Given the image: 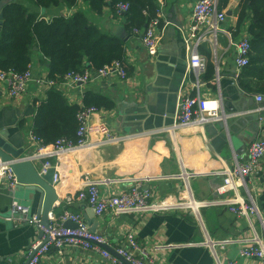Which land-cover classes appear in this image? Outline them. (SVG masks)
Returning <instances> with one entry per match:
<instances>
[{
  "label": "crops",
  "instance_id": "obj_1",
  "mask_svg": "<svg viewBox=\"0 0 264 264\" xmlns=\"http://www.w3.org/2000/svg\"><path fill=\"white\" fill-rule=\"evenodd\" d=\"M86 1L82 0L78 9L88 14L102 32L124 39L126 66L131 72L127 80L111 75L62 90L70 103L79 106L83 105L87 93L112 99L116 108L98 111L90 121L106 123L113 136L120 140L103 144L102 136L92 135L87 147L50 158L59 176L58 182H54L58 195L55 218L67 210L82 214L87 225L88 220H94L98 225L96 233L105 238L113 252L125 247L132 233L149 257L159 263L263 264L240 257V251L251 245L248 239L254 236V230L264 244V158L244 186L235 185L225 196L229 200L247 201L252 197L258 215L249 218L239 217L217 205L201 207L197 217L193 211L170 210L145 215L108 213L98 218L85 203L65 202L90 183H99L103 194L108 195L126 191L131 180L146 183L156 200L167 199L173 204L215 203L224 197H220L218 189L224 185L227 171L237 163L244 164L250 145L264 139V100L258 103L259 95L244 94L237 84L241 71L235 65L236 45L244 35H235L236 6L232 16L221 25L216 45L206 42L199 49L206 61L211 55L215 78H220L219 85L201 82L200 92L204 99L220 101L224 119L203 128L196 124L175 128L180 98L187 90H193L190 83L196 78L188 68L184 33L200 0H159L167 25L165 39L155 58L148 56L140 34L128 35L124 15L114 16L110 9L102 16L93 15ZM11 2L0 0V8L3 10ZM23 3L48 22L75 12L64 5L42 10ZM35 51L33 75L35 79L47 77L39 49ZM47 91L33 83L23 97L9 100L0 85V129L14 138L16 150H25L24 158L32 162L34 158L40 171L44 161L35 156V150L28 144V134L36 113L35 103L45 98ZM15 201L28 208L31 215L37 216L38 212L39 196L33 198L25 190L0 189V264L24 262L31 243L38 238L35 226L11 217ZM226 239H233L235 243L225 249L203 245L206 241L217 243ZM40 264L111 263L95 253L70 248L62 253L52 249Z\"/></svg>",
  "mask_w": 264,
  "mask_h": 264
},
{
  "label": "built area",
  "instance_id": "obj_2",
  "mask_svg": "<svg viewBox=\"0 0 264 264\" xmlns=\"http://www.w3.org/2000/svg\"><path fill=\"white\" fill-rule=\"evenodd\" d=\"M218 0H200L194 6L191 15V24L189 29L184 33L185 52L188 57V68L190 73H194L196 78L190 83L193 90H187L180 98L177 107L175 128L186 127L192 124L203 128L208 124L223 121L222 107L217 99H204L200 87L202 86L201 76L206 70L207 61L200 54V46L203 43L216 45L220 27L228 19V10L218 11ZM234 6L237 7L235 4ZM235 7V8H236ZM129 5H120L119 13H126ZM232 11V9H231ZM44 19V18H41ZM166 20L163 11L157 14V17L150 23L148 28L141 33L140 39L144 49L151 58L158 55L159 49L166 35ZM136 34H139L137 31ZM251 45L249 39L242 38L236 45L235 63L238 69L248 65ZM117 75L122 80H127L128 74L125 67L120 62H114L98 71L91 73L89 71L82 74H69L65 81L59 85L50 81L47 77L35 79L32 72L23 74L14 71L0 70V85L4 87V96L12 99L23 97L29 90V87L36 83L41 89L49 90L57 87L64 90L69 87L87 85L94 79L110 77ZM220 78L217 76L212 80L219 85ZM196 92V94H195ZM194 93V94H193ZM264 97L258 96L257 101L261 103ZM95 109L82 111L78 115L80 128L78 131V143L59 140L55 144L45 146L41 140H38L33 134L31 141H35L38 146V156L42 158H51L53 156L81 149L88 143V138L92 135L102 136L103 143H118L119 138L113 136L109 126L104 122L92 123L91 116L97 113ZM32 133V132H30ZM34 147V146H33ZM35 150V148H34ZM35 150V152H37ZM264 158V139L253 142L248 149V160L244 164H239L227 171L224 178V185L218 189V194L224 196L218 199V202H194L173 204L168 200H156L153 198L152 189L146 183L134 182L135 185L123 191L121 194L104 195L100 192L97 185H88L77 196L76 200L88 201L96 217H103L108 213L113 215L121 214H149L165 212L170 210L193 211L197 217L201 207L219 206L227 208L231 213L249 218L258 215L257 207L252 199L237 198L229 200L225 196L235 185L241 187L245 185L247 178L252 176L261 166ZM50 168V163L43 166V173ZM59 176L56 174L54 182L57 183ZM6 187L10 192H14L17 187V179L8 164L0 161V188ZM73 198L70 196L66 199L67 204H71ZM11 217L24 223L35 225L38 231V238L31 243L27 253L26 260L19 264H40L41 260L52 249L60 252L64 249H78L84 252H92L100 255L103 259L108 260L111 264H165L154 261L148 253L140 246L133 236L128 237L125 247H119L115 250L116 256L105 249L106 241L98 233H92L82 214H73L65 212L59 218L50 214V226L45 228L36 215H31L29 209L19 205L17 202L12 204ZM11 218V219H12ZM71 221L77 227L69 229L66 223ZM251 245L240 251V257L262 261L264 264V244L261 238L254 230V236L248 239ZM235 240L226 239L217 243L206 241L204 246L215 248L216 246L225 249L227 246L234 244ZM122 258V260H120Z\"/></svg>",
  "mask_w": 264,
  "mask_h": 264
},
{
  "label": "trees",
  "instance_id": "obj_3",
  "mask_svg": "<svg viewBox=\"0 0 264 264\" xmlns=\"http://www.w3.org/2000/svg\"><path fill=\"white\" fill-rule=\"evenodd\" d=\"M23 1L48 10L64 5L75 11L70 16H59L50 22L31 12ZM232 0H218V11L228 9ZM82 0H13L3 10L0 25V70L20 74L32 72L35 48L47 67V79L57 85L69 74L87 71L97 73L114 62L126 66L124 39L102 32L84 11L79 10ZM89 12L102 16L110 9L114 16L124 15L128 35L136 31L141 35L162 11L159 0H87ZM129 5L126 13H119L120 5ZM237 23L235 35L249 39L251 50L248 65L241 69L237 79L244 94L264 97V0H239L235 9ZM201 47V46H200ZM33 73V72H32ZM215 78V66L209 54L201 81L209 83ZM36 113L30 131L43 145L59 140L78 143L80 122L78 115L88 109L113 111L116 103L107 97L87 93L83 105L68 101L61 89L53 87L45 98L35 103ZM64 213V212H63ZM61 213V215L63 214ZM60 215V216H61ZM59 216V217H60Z\"/></svg>",
  "mask_w": 264,
  "mask_h": 264
},
{
  "label": "water",
  "instance_id": "obj_4",
  "mask_svg": "<svg viewBox=\"0 0 264 264\" xmlns=\"http://www.w3.org/2000/svg\"><path fill=\"white\" fill-rule=\"evenodd\" d=\"M0 8V25H2L3 13ZM228 17L232 16V12L227 13ZM171 21V20H170ZM178 26V23L171 21ZM10 133L0 129V161L9 165L17 179V187L15 191L25 190L31 196H39V205L37 217L45 228L50 226V214L55 213L54 204L58 201L56 188H54V179L56 175L55 169H49L46 173H41L37 166L28 158H24L25 150H16L14 148V138L10 137ZM66 227L75 229L77 226L68 221ZM88 225L92 232L97 231L94 220H88ZM112 255L115 252L105 247ZM122 260V258L120 259Z\"/></svg>",
  "mask_w": 264,
  "mask_h": 264
},
{
  "label": "rangeland",
  "instance_id": "obj_5",
  "mask_svg": "<svg viewBox=\"0 0 264 264\" xmlns=\"http://www.w3.org/2000/svg\"><path fill=\"white\" fill-rule=\"evenodd\" d=\"M239 1V0H238ZM238 1H234V0H232L231 1V3H230V5H229V7H228V12L230 11V12H232V14H233V11H234V5L236 4V5H238ZM231 9H232V11H231ZM228 17V16H227ZM229 18V17H228ZM227 21V20H226ZM236 60V59H235ZM235 65H236V63H235ZM236 67H237V65H236ZM238 68V67H237ZM240 71H241V69H239ZM5 98H7V97H5ZM7 99H9V98H7ZM10 100V99H9ZM31 132V131H30ZM33 133H29L28 134V139H26V140H28V144L30 145V147H32V149L34 150V148H35V150L37 151V149H38V146H37V144H35L36 142L35 141H31V135H32ZM88 140H89V138H88ZM88 144H89V142L87 143V145H85L83 148H85V147H87L88 146ZM103 144H105V143H103ZM109 144V143H108ZM115 144V143H114ZM34 146V147H33ZM35 156H38V151L36 152V155ZM38 158H40V160H43L44 161V163H42V169H41V171H40V167H39V165H37L36 163H35V160H34V158H33V162L32 163H34L36 166H37V168L39 169V171L41 172V173H43L42 171H43V166L46 164V163H50V168L49 169H56L55 167H54V165H53V162L49 159V158H42V157H38ZM48 169V170H49ZM128 183L129 184H127L129 187L128 188H130V187H132L133 185H135V183H134V181H131V180H128ZM141 183V182H140ZM88 185H97V187L99 188V190H100V192L103 194V192L101 191V189H100V184L99 183H97V182H94V183H90V184H88ZM87 187V186H86ZM85 187V188H86ZM6 189L7 190V188L6 187H1L0 189ZM54 188H55V184H54ZM85 188H83L82 190H84ZM82 190H80L78 193H77V195L76 196H71L72 198H73V201L74 200H76V198H77V196L79 195V193L82 191ZM9 191V190H8ZM153 198H155V197H153ZM167 200V199H166ZM78 201V200H77ZM161 201V200H160ZM16 202V201H15ZM58 202V201H57ZM56 202V203H57ZM65 202H66V200H65ZM79 202H81V201H79ZM82 203H85L86 205H88V206H90L91 207V205L88 203V201H84V202H82ZM19 204V203H18ZM20 205V204H19ZM23 206V205H22ZM55 206V205H54ZM25 207V206H24ZM54 208H57V207H54ZM92 208V207H91ZM64 213L65 212H69V211H63ZM63 213V214H64ZM158 213H165V212H163V211H161V212H158ZM74 214V213H73ZM109 214H112V213H109ZM121 215H127V214H121ZM121 215H119V216H121ZM142 215H145V214H142ZM114 216H117V215H114ZM59 218V217H58ZM100 218V217H99ZM21 222H23V221H21ZM24 223V222H23ZM27 223V222H26ZM33 226H35V225H33ZM38 232V231H37ZM92 233H94V232H92ZM96 233V232H95ZM129 236H133L134 237V239L136 240V237L134 236V234H129L128 235V237ZM128 237H127V241H128ZM103 239L105 240V238L103 237ZM106 241V240H105ZM137 241V240H136ZM106 244H107V242H106ZM105 247H108L109 248V245L107 244ZM106 249V248H105ZM110 249V248H109ZM57 250V249H56ZM65 250V249H64ZM107 250V249H106ZM59 251V250H58ZM63 251H59V253H62ZM50 253V252H49ZM48 253V254H49ZM47 254V255H48ZM46 255V256H47Z\"/></svg>",
  "mask_w": 264,
  "mask_h": 264
}]
</instances>
